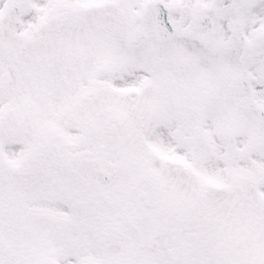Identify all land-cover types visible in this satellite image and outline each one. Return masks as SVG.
Wrapping results in <instances>:
<instances>
[{
	"label": "snow or ice",
	"instance_id": "1",
	"mask_svg": "<svg viewBox=\"0 0 264 264\" xmlns=\"http://www.w3.org/2000/svg\"><path fill=\"white\" fill-rule=\"evenodd\" d=\"M0 264H264V0H0Z\"/></svg>",
	"mask_w": 264,
	"mask_h": 264
}]
</instances>
